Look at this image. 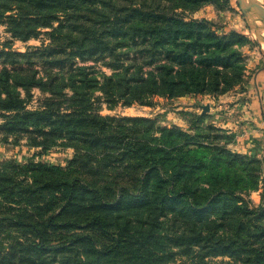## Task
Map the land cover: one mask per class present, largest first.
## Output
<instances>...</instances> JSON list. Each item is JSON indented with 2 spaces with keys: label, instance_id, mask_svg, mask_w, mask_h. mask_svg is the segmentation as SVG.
<instances>
[{
  "label": "trees",
  "instance_id": "trees-1",
  "mask_svg": "<svg viewBox=\"0 0 264 264\" xmlns=\"http://www.w3.org/2000/svg\"><path fill=\"white\" fill-rule=\"evenodd\" d=\"M221 1L0 0V20L13 36L49 29L41 46H0V133L43 150L75 148L64 168L1 163L0 264H169L177 255L199 256L201 264L216 255L229 257L219 264H264V193L250 208L238 190L244 175L201 174L203 157L159 154L167 151L144 135L138 140L136 130L130 138L119 130L121 119L100 116L91 101L97 89L110 103L130 105L238 85L237 48L248 38L185 16ZM88 60H103L112 74L100 82L80 65ZM33 89L41 97L31 106ZM172 132L187 136L161 129ZM206 207L216 217L204 219ZM170 219L181 224L169 232Z\"/></svg>",
  "mask_w": 264,
  "mask_h": 264
},
{
  "label": "rangeland",
  "instance_id": "rangeland-1",
  "mask_svg": "<svg viewBox=\"0 0 264 264\" xmlns=\"http://www.w3.org/2000/svg\"><path fill=\"white\" fill-rule=\"evenodd\" d=\"M261 7V13H264V0H261ZM15 11L13 9L5 14ZM185 16L186 19L209 21L218 34L235 31L248 38L245 44L237 48L243 64L242 81L238 85L221 94L188 93L178 97L153 95L149 104L134 102L130 105L123 104L122 101L110 103L103 92L97 89L91 97L93 107L100 116L121 119L119 130L124 129L130 138L133 139V130H136L140 134L138 140H145L144 135L150 139L153 147H163L167 151L159 154H189L188 162H192L193 158L203 157L207 167L197 169L201 174L208 170L217 173L228 170L230 173L244 175L246 184L238 189L239 194L250 208H255L261 203L264 193V44L247 24L238 0H222L218 6L208 3L194 12H186ZM47 30L49 29L40 28V34L23 40L13 36L5 19H1L0 46L7 44L17 51L41 46L49 41L45 33ZM261 32L264 36V30ZM129 62L131 61H124V64ZM80 65L91 66L100 82L113 72L103 60H88ZM32 93L31 106L36 105L37 98L41 97L38 89H33ZM127 118H147L150 122H130ZM172 127L187 136L176 135L174 132L167 136L161 134L162 128ZM176 148L180 149L177 151ZM74 154L75 148L70 145L60 144L43 150L26 144L25 139L18 143H13L11 138L6 141L0 133V167L1 163L11 160L17 166L32 162L64 168ZM213 156L216 161L211 160ZM202 210L204 219L216 217V210L208 207ZM198 211L200 210L195 212ZM180 224L181 221L170 219L166 226L170 232ZM173 251H177V248H173ZM228 259L226 255H216L207 256L203 261L219 264ZM183 262L201 264V258L177 255L169 264Z\"/></svg>",
  "mask_w": 264,
  "mask_h": 264
},
{
  "label": "water",
  "instance_id": "water-1",
  "mask_svg": "<svg viewBox=\"0 0 264 264\" xmlns=\"http://www.w3.org/2000/svg\"><path fill=\"white\" fill-rule=\"evenodd\" d=\"M238 4L243 11L247 24L253 29L259 40H264V36L261 34V31L264 30V13L262 12L263 18L261 22H258L255 19L251 11L250 4L247 2V0H238Z\"/></svg>",
  "mask_w": 264,
  "mask_h": 264
},
{
  "label": "bare ground",
  "instance_id": "bare-ground-1",
  "mask_svg": "<svg viewBox=\"0 0 264 264\" xmlns=\"http://www.w3.org/2000/svg\"><path fill=\"white\" fill-rule=\"evenodd\" d=\"M247 2L250 4L251 11L255 17V19L258 22H261L263 15L261 13L262 7H261V0H247ZM262 44H264V40L260 39L259 40Z\"/></svg>",
  "mask_w": 264,
  "mask_h": 264
},
{
  "label": "crops",
  "instance_id": "crops-1",
  "mask_svg": "<svg viewBox=\"0 0 264 264\" xmlns=\"http://www.w3.org/2000/svg\"><path fill=\"white\" fill-rule=\"evenodd\" d=\"M256 90V89H255Z\"/></svg>",
  "mask_w": 264,
  "mask_h": 264
}]
</instances>
